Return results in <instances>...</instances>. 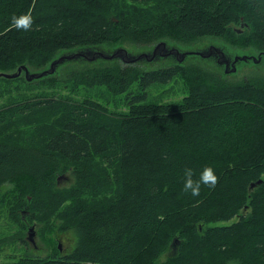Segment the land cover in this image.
<instances>
[{
	"label": "trees",
	"instance_id": "trees-1",
	"mask_svg": "<svg viewBox=\"0 0 264 264\" xmlns=\"http://www.w3.org/2000/svg\"><path fill=\"white\" fill-rule=\"evenodd\" d=\"M127 1L132 4L0 0V72L20 65L37 72L60 50L94 54L98 45H117L113 52L160 41L169 48L204 37L264 56V0ZM26 11L34 17L31 28L9 29L11 15ZM97 57L98 65L73 66L65 79L67 73L37 87L29 86L53 77L61 63L29 81L24 71L0 76V96H6L0 102V193L11 185L8 215L18 217L16 209L27 206L29 219L58 214L63 225L67 216L55 211L67 201V228L77 237L65 254H26L7 264H264V77L230 80L229 68L217 72L177 59L144 68L141 60ZM78 58L93 61L72 59ZM179 76L181 99L148 100L149 86ZM67 81L72 88L104 86L123 106L66 103L59 90ZM33 116L42 136L35 143L21 132ZM97 157L109 168L97 165ZM205 165L215 169V187L201 184L198 196L184 192L185 169L192 168L195 179ZM70 167L73 185L55 188L56 177ZM9 202L0 197V204ZM172 242L173 251L160 261Z\"/></svg>",
	"mask_w": 264,
	"mask_h": 264
},
{
	"label": "rangeland",
	"instance_id": "rangeland-1",
	"mask_svg": "<svg viewBox=\"0 0 264 264\" xmlns=\"http://www.w3.org/2000/svg\"><path fill=\"white\" fill-rule=\"evenodd\" d=\"M120 4L131 5L132 3L127 0H120ZM169 44L174 45L181 52L207 50V48L212 44L216 46L219 45L222 47L221 49L224 52V58L229 59L230 61L233 60V58L236 55H252L255 58L261 56L257 49L251 47H248L243 50L234 49L233 47L231 48L229 45H227V43L224 42L223 40L212 37L194 39L189 44H182L180 42L177 44L171 42ZM109 47L110 45H102V46L98 45L95 46L94 48L100 50L101 48H109ZM115 47L118 46L117 45L111 46V48H109L111 50L108 51L111 52L112 49H114ZM122 47L126 48L128 53L133 56L138 53H142L144 51L150 52L152 46L125 44V46ZM69 50L76 51L77 48H72ZM80 50L91 51L90 49H80ZM95 50L96 49H94V51ZM66 51H68V49L60 50L57 54H55V56L59 57L61 53ZM237 51L240 52L247 51V52L235 53ZM86 53L88 54V56L92 55V52L86 51ZM218 57H219L218 54H214V57L209 58V57H200L199 54L189 53L185 56V58L182 61L184 66L187 65L208 66L214 71L226 73L227 69L229 68L228 70H230L232 67L228 65L226 68L225 63L218 65L216 62L218 60ZM82 59L84 58L64 61L58 66V70L53 77L47 78L45 81L35 80L32 82V84L29 87H37L44 84H50L51 82L55 81V79L61 78L67 73L64 76L65 79L69 74L68 71L73 66L82 67L84 64L98 65L99 60H101L99 59V57L93 59V61H83ZM173 61H176V59L170 55L168 56L158 55L154 59L148 61L146 59H141L140 64H142L144 68H153L154 66L161 65L163 63L173 62ZM49 65L50 63L47 64L44 68L49 67ZM44 68L38 69L36 71H40ZM16 71L17 70L13 72ZM5 72L12 73L9 71H5ZM226 74L228 79L230 80H243L244 78L247 77L250 78L264 77V56H262V59L259 62H254L253 59L249 61L241 60L239 63H237L236 69L232 73L227 72ZM72 85H74V82L67 81L63 84L64 87L59 90L62 101L66 103L76 104L86 99L98 100L106 104L108 108L115 111H120V109L123 106V103L120 100H118L115 96H111V93L109 91L106 92L104 91L103 89L104 86H96V87H92L91 89L90 88L88 89L82 87V85H78L75 88H72L70 87ZM147 92H148V100L151 101H176L181 99L185 94V86L182 77L179 76L178 78L169 81L168 83L153 84L148 87ZM34 94L35 93H31L29 96H33ZM5 97H6L5 94L0 96V102ZM9 102L10 104L16 103L15 99L13 98H10L8 103ZM56 116H54L50 121H53V119ZM37 120L38 119L35 116L29 117L25 120L24 127L22 125L23 129L21 130V132L23 134V138H26V142L29 141L28 138H31L34 143L39 142L41 140L42 137L40 135L41 124H39L40 122H38ZM0 135H2V131H0ZM95 162L99 166H103L104 168H109V165L102 163V161L98 157L95 159ZM68 169H69L68 171H66L63 174H59L56 177L55 188L62 190L65 188H69L73 185L74 179L72 177L71 167ZM27 196H29L28 198L30 199L31 195L28 194ZM0 197H5L10 201L9 203L0 204V264H7L9 262H13L14 260L26 256V254L39 255L42 257L49 256L52 254H57V256H59V254L60 255L65 254L74 248V245L77 241V237L72 231L74 227L68 225L71 228H67L68 219L70 216L65 214L66 208L65 207L63 208L64 206L63 204H65L67 201L59 205L58 209L55 211V212L61 211L64 217L67 216V219L62 225V219L58 214H54L51 216L50 219H46L44 221L42 220L41 222L37 220L29 219L30 210L28 209L27 206L20 209H16V212H18L19 215L18 217L13 218L12 214L9 217L8 208L13 206V203L11 202L12 190L10 184H7L3 187L0 193ZM31 212L33 211L31 210ZM236 219L237 217H234L227 221L211 222L209 226L230 224ZM32 226L34 227L32 230L31 237L34 241L30 242L28 240V235H29V228ZM63 228L65 230H63ZM173 242L170 245V247L160 255V257L158 258L160 261L164 260L173 251Z\"/></svg>",
	"mask_w": 264,
	"mask_h": 264
},
{
	"label": "water",
	"instance_id": "water-1",
	"mask_svg": "<svg viewBox=\"0 0 264 264\" xmlns=\"http://www.w3.org/2000/svg\"><path fill=\"white\" fill-rule=\"evenodd\" d=\"M189 53L199 54L201 56H209V55H212L214 53H217L218 56H219L218 60H219L220 63H225L226 68H227V66L229 64V60L227 61V59L224 58V52L222 50L214 47L213 45H211L207 50H203V51L195 50V51H183V52H181L178 48H176L174 46L167 48L166 42L160 41V42H158V43L153 45V48H152V50L150 52L144 51L142 53H138V54L133 55V56L130 55L128 53V51L126 50V48H124V47L116 48L111 53H106V52H103L102 50H97L91 56H88V54L85 51H75V52H71V53H63V54L59 55V57L54 58L50 62L49 67L44 68L43 70H40V71H37V72H29L28 69L24 65H21V66L18 67L16 72H12V73L0 72V76L16 77L22 71H24L25 77L28 80H32V79H35V78H40V77H42L44 75L52 74L55 71L57 65L62 63L65 59H72V58H76V57H79V56H83V57H86L88 59H95V58H97V56H101V57L106 58V59H112L114 57H121V59L123 61L134 62V61H138V60H141V59H146L147 61L148 60H152L158 55L173 54L178 61H182L185 58V56L187 54H189ZM247 58H249V56H246V55H237V56H235L234 59L231 61L232 62L231 71L233 72L236 69L235 62L237 60H240V59L241 60H245ZM252 59L256 60V58H254V57ZM258 182H260V180ZM254 186H255L254 183H252L250 185V187H254ZM33 227L34 226L29 228L28 240L30 242L34 241L32 239V237H31L32 236Z\"/></svg>",
	"mask_w": 264,
	"mask_h": 264
},
{
	"label": "clouds",
	"instance_id": "clouds-1",
	"mask_svg": "<svg viewBox=\"0 0 264 264\" xmlns=\"http://www.w3.org/2000/svg\"><path fill=\"white\" fill-rule=\"evenodd\" d=\"M34 21V17L31 11H26L20 14L13 13L11 15L8 28L22 29L28 31ZM218 181V176L215 169L211 165H205L198 174V177L194 179L193 169L186 168L184 173L183 191L191 192V195L198 196L201 191V184L208 187H215Z\"/></svg>",
	"mask_w": 264,
	"mask_h": 264
},
{
	"label": "flooded vegetation",
	"instance_id": "flooded-vegetation-1",
	"mask_svg": "<svg viewBox=\"0 0 264 264\" xmlns=\"http://www.w3.org/2000/svg\"><path fill=\"white\" fill-rule=\"evenodd\" d=\"M252 58H253V57H252ZM227 61H228V59H227ZM230 62H231V61H229V64H228V65H230Z\"/></svg>",
	"mask_w": 264,
	"mask_h": 264
}]
</instances>
